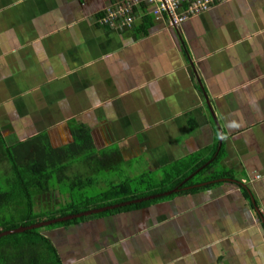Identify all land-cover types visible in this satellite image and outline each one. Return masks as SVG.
Here are the masks:
<instances>
[{"label": "crops", "instance_id": "0c3cea01", "mask_svg": "<svg viewBox=\"0 0 264 264\" xmlns=\"http://www.w3.org/2000/svg\"><path fill=\"white\" fill-rule=\"evenodd\" d=\"M121 3L0 0L2 134L88 141L89 187L130 191L42 232L60 264H264V0L98 22Z\"/></svg>", "mask_w": 264, "mask_h": 264}, {"label": "trees", "instance_id": "16d2710c", "mask_svg": "<svg viewBox=\"0 0 264 264\" xmlns=\"http://www.w3.org/2000/svg\"><path fill=\"white\" fill-rule=\"evenodd\" d=\"M106 158L107 155L95 151L88 141L54 148L47 135L39 133L12 142L0 128V232L76 214L124 195L129 197L125 184L91 196L75 191L76 188L86 190L94 184L90 178L109 165ZM73 165L83 169H74ZM155 192L156 189L148 190L145 194ZM83 218L50 222L0 237V264H60L55 248L42 229Z\"/></svg>", "mask_w": 264, "mask_h": 264}, {"label": "built area", "instance_id": "2783aa9c", "mask_svg": "<svg viewBox=\"0 0 264 264\" xmlns=\"http://www.w3.org/2000/svg\"><path fill=\"white\" fill-rule=\"evenodd\" d=\"M229 0H121L117 8H105L98 22L114 29L131 27L134 18L133 9L147 7L151 16L165 20L167 26L176 29L192 16L207 12L213 7Z\"/></svg>", "mask_w": 264, "mask_h": 264}, {"label": "water", "instance_id": "95a60500", "mask_svg": "<svg viewBox=\"0 0 264 264\" xmlns=\"http://www.w3.org/2000/svg\"><path fill=\"white\" fill-rule=\"evenodd\" d=\"M103 209H104V207L100 208V209H92V210L82 211L80 213L73 214V215H68V216H65V217H60V218L54 219L52 221H41V222L33 223V224H30V225H27V226H19V227H16V228H12V229H8V230H5V231H1L0 232V237H2L4 235H7V234H10V233L22 232V231L27 230V229L44 226V225L49 224L50 222L54 223L56 221L66 220L67 218H73V217H76V216L87 215V214H90L92 212L101 211Z\"/></svg>", "mask_w": 264, "mask_h": 264}, {"label": "rangeland", "instance_id": "374dc122", "mask_svg": "<svg viewBox=\"0 0 264 264\" xmlns=\"http://www.w3.org/2000/svg\"><path fill=\"white\" fill-rule=\"evenodd\" d=\"M72 168H74V169H76V168L83 169V167H81V166H79V165H73ZM62 189H64V188H61V190H62ZM83 190H84V189L76 188L75 191H76V192H82V194L89 193L90 196L93 195V194H95V193H97V192H99V191L97 190L96 187H92V189L89 188V187H87L86 190H84V191H83Z\"/></svg>", "mask_w": 264, "mask_h": 264}]
</instances>
